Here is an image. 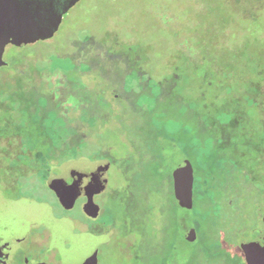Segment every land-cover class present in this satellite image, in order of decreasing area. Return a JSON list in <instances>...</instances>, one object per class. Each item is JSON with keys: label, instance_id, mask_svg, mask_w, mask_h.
Here are the masks:
<instances>
[{"label": "rangeland", "instance_id": "rangeland-1", "mask_svg": "<svg viewBox=\"0 0 264 264\" xmlns=\"http://www.w3.org/2000/svg\"><path fill=\"white\" fill-rule=\"evenodd\" d=\"M54 37L36 54L4 51L11 67L0 79L22 86L13 97V84L0 81V228L23 221L14 230L36 254L46 251L30 264H75L95 249L96 264H242L239 238L261 228L264 0H79ZM86 37L95 47L85 63L50 69ZM174 72L180 85L170 82ZM71 88L77 112L42 108V94L61 102ZM109 92L121 98L113 103ZM184 159L193 167L191 210L168 189ZM102 165L107 185L98 192L84 176ZM29 201L44 206L42 216L23 213ZM62 219L85 242H69L65 222L53 228ZM183 225L195 228L194 241Z\"/></svg>", "mask_w": 264, "mask_h": 264}, {"label": "flooded vegetation", "instance_id": "flooded-vegetation-1", "mask_svg": "<svg viewBox=\"0 0 264 264\" xmlns=\"http://www.w3.org/2000/svg\"><path fill=\"white\" fill-rule=\"evenodd\" d=\"M78 1L79 0H0V10H3L2 12H0V51H1L0 71L11 67L10 66L11 62L9 60H5L3 57L4 51L8 46L17 47V48H20V50L30 46L34 49L33 54H36L39 52V51H36L37 48L39 50V48H43V47L49 48L50 46H53L55 43V39H56L54 35L59 29L63 16ZM66 6H68V8L66 11L63 12V9H65ZM31 40L33 42L29 43V41ZM122 40L123 41H121V43L125 45V48H124L125 51L123 52H128L131 54L132 46L134 45L130 43L127 44V42H125L124 39ZM48 41H51L50 44H47ZM94 43L95 42L93 41V39L91 38L88 39L87 37L83 41H73L71 46L74 48V50L68 51L69 53H66L64 55L68 57L67 63L64 64L60 60L58 61L60 65L57 64L56 65L57 67L55 69L68 70L71 68H76L80 63H85L86 58L90 56L89 54L91 53L92 55V51L94 50V47H95ZM133 56H136V55H133ZM122 58H125L126 65H127L129 63L128 62L129 59L127 55H124ZM135 59H138V56H136L133 60ZM24 69L25 68H14V74L16 73V75L22 76L25 72ZM126 71H128V68ZM39 74L42 77L39 75L36 78V82L44 80L43 78L45 76L43 75L45 74L43 75L41 73ZM137 74H141V72H137ZM177 76L178 74L174 72L173 76H170V77L174 79ZM11 77H9V75H6L5 77H1L0 81L2 83L7 82L9 86L13 84V87L11 88V92L9 95L14 97L16 96V92L18 88H21L22 85L19 81L20 78H17L16 81H14L15 83H13L14 78H11ZM134 80L135 79L131 80V82H134ZM187 86H185V90L188 89L186 88ZM27 89L28 88L26 89L24 88L23 91L25 92V90ZM70 90H71V93L61 102H58L59 101L58 99L60 97L54 100V98H52L51 95H48L47 93L42 94L41 96L45 103L43 104L44 106L42 108L47 106V104L48 105L57 104L61 106H68L72 109V111L77 112L74 106L72 105L73 100L71 99L72 97H76V93L74 89L71 88ZM203 90L204 88L200 87L201 98L198 99L200 101L202 100V97L204 95ZM109 93H110L109 96L110 97L112 96L110 100H112L113 103H116V101L119 98H121L118 94H112L111 92ZM182 95H184V93ZM8 137L11 140H13L14 138L13 134L11 133H8ZM15 148L16 147H12V150ZM106 168L107 166L102 165V167L99 169L101 170V173H105L107 170ZM172 170H171L169 178L167 179L168 184H169L168 189H169L170 195L172 196V198L175 200V202L179 206L178 201L175 199L174 193H173V181H172V175H171ZM130 190H131L130 187H128L127 194H129V196H131ZM231 196L236 197L238 196V194L237 195L231 194ZM90 202L92 204V208L94 207L97 208V206L95 205L96 202L94 203L93 201H90ZM27 203H31V202L29 201ZM194 206L195 205L193 203V206L191 209H193ZM184 209L191 210V209H186V208ZM23 213H27V212L25 211ZM19 218L20 217H18L17 219ZM257 221L258 223L261 224L260 225L261 228L255 227V226L250 228L251 230H255L257 232H253L247 238H245L246 240L244 243L245 244L244 247L249 252V254H251V257H252V259L250 260L251 264L253 263L251 261H254V256L257 257L259 264H264V215L261 216V215H258L257 213ZM22 222L23 221H19L17 224L15 223L13 226L8 227V228L3 227V226H2L3 228H0V264H30V261L32 262L34 261L35 263L37 261H40L42 257L44 256L46 251L44 252V254L42 253L36 254L35 252L37 249L36 247H34V245H32L33 242L30 240V238L28 239L29 241H27V238H28V237L26 238L27 235L25 236L21 235L19 232L14 230L16 227H21ZM188 229H195V228L189 225H183L182 230H181L183 234V238L187 242L194 241L196 239V232H195V237L193 239H188L185 236V233ZM73 233L77 234V232L75 231H73ZM242 233H244V231H242L240 234L242 235ZM238 244H239L238 245L239 250L241 252V259H242L241 262L242 264H248L245 251L240 242V238H239ZM30 247H34V248L31 249ZM162 247H163L162 245H159L158 249ZM86 262L87 260L85 259L82 261H78L76 264H86ZM97 263H98V254H97Z\"/></svg>", "mask_w": 264, "mask_h": 264}, {"label": "water", "instance_id": "water-1", "mask_svg": "<svg viewBox=\"0 0 264 264\" xmlns=\"http://www.w3.org/2000/svg\"><path fill=\"white\" fill-rule=\"evenodd\" d=\"M68 6L63 9V12L66 11ZM3 10H0L2 12ZM61 14V13H60ZM33 41H29L31 43ZM0 58H1V51H0ZM172 181H173V193L175 199L178 201L179 206L186 208V209H191L193 206V167L191 163L187 160L184 159L181 162L178 163V165L172 170ZM87 183L91 188H96L98 192H101L106 188L107 185V175L105 173H101L100 169H94L92 173H87L85 176ZM26 209L29 206L30 210H25L27 211V214L32 215V216H39L43 215L42 212L44 210V206L40 203H26L25 204ZM88 207H92V204L90 201L87 202ZM258 210L259 214L261 216L264 215V194L261 196L260 200L258 201ZM61 222L67 223L65 225L66 232L69 235V242H85V238L82 239V236H79L78 234L73 233V226L71 225V221L68 219H62V220H55V224L53 225V228H60L63 227V224ZM58 231V230H57ZM58 233V232H57ZM245 237H241V244L242 247L245 251V255L248 261V264L250 263V260L252 259L251 254L245 249L244 243H245V238H247L251 233H247ZM186 238L188 239H193L195 237V231L194 229H188L185 233ZM95 241L91 243L92 249L95 247L94 246ZM90 247V248H91ZM87 249V248H86ZM96 249L93 250V252L87 256L86 264H96ZM57 260H60V258H56ZM252 264H259L257 257L254 256V261ZM76 264V263H75Z\"/></svg>", "mask_w": 264, "mask_h": 264}, {"label": "trees", "instance_id": "trees-1", "mask_svg": "<svg viewBox=\"0 0 264 264\" xmlns=\"http://www.w3.org/2000/svg\"><path fill=\"white\" fill-rule=\"evenodd\" d=\"M26 64V60H23L21 63H20V65H25ZM25 67V66H24ZM50 69H55V67H50ZM178 77V76H177ZM165 82H167V81H165ZM170 82L172 83V86H177L178 84L180 85L181 84V82H182V79H181V76L179 77V78H175V79H171L170 80ZM236 186V185H235ZM146 191L145 192H150V191H148V190H152V185H151V187L149 186V187H146ZM228 190L229 189H227V192H228ZM230 191V190H229ZM231 193L233 194V189L231 190ZM148 263H151V264H155V262H153V261H148Z\"/></svg>", "mask_w": 264, "mask_h": 264}]
</instances>
